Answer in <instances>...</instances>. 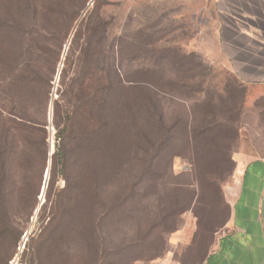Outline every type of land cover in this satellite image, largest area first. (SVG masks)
<instances>
[{
	"label": "rangeland",
	"instance_id": "1",
	"mask_svg": "<svg viewBox=\"0 0 264 264\" xmlns=\"http://www.w3.org/2000/svg\"><path fill=\"white\" fill-rule=\"evenodd\" d=\"M221 1L0 0V264L204 262L231 221L238 166L264 157V87L232 74ZM103 55L110 70L91 75L117 86L90 131L80 102ZM84 174L99 178L96 234L57 215Z\"/></svg>",
	"mask_w": 264,
	"mask_h": 264
},
{
	"label": "crops",
	"instance_id": "2",
	"mask_svg": "<svg viewBox=\"0 0 264 264\" xmlns=\"http://www.w3.org/2000/svg\"><path fill=\"white\" fill-rule=\"evenodd\" d=\"M219 42L232 74L264 87V0H222ZM239 183L227 230L202 264H264V157L238 166Z\"/></svg>",
	"mask_w": 264,
	"mask_h": 264
},
{
	"label": "trees",
	"instance_id": "3",
	"mask_svg": "<svg viewBox=\"0 0 264 264\" xmlns=\"http://www.w3.org/2000/svg\"><path fill=\"white\" fill-rule=\"evenodd\" d=\"M109 59L110 58H107L103 55V58L101 60H99V65L98 64H96V65L95 64H88V66H87L88 72H86V73L88 74L89 72H91L88 74V81H90V84L87 87L88 89L86 90L85 98L82 97V101L80 102V104H84V117L87 118L88 125L90 127L89 128L90 131L100 129L101 126H103V120H102V117L100 116V113L98 112V110H99L98 108L99 107L101 108L102 104H104L107 101L108 95L105 93V91L109 90V93H111L114 91V86H117V83H115V82L108 84L106 81V83H105V79H102V77H98L99 75L96 77L91 75L92 73L94 74L96 72H100L101 76L103 75V77L105 75H107L108 70H110L109 67H111L110 61L108 62ZM95 75H97V74H95ZM96 79H97L98 83L95 82ZM110 87H112V91L110 90ZM160 90H161V87H160ZM169 92L171 95H174V96H177V95L182 96L181 88H175V89L170 90ZM105 95H106V98H105ZM75 97H77V94L75 95ZM151 104H152V108H153V111L151 113V119L153 120L155 125L157 124L161 129H164V119H163V115L160 113L161 110L156 105V102L153 101L152 99H151ZM56 117H57V111H56ZM22 127H24L23 129H25V131L27 133L30 132L31 135H35L36 131H38V125L36 123H34L33 121H30L28 123L23 124ZM173 130L174 129L171 128L169 130H166V132L167 131L173 132ZM45 134H46V131H45ZM57 136L60 140L62 138H65L61 131H58ZM163 139H164L163 141H159L158 139H154L159 143L158 147L154 151L158 150L159 148L165 149L164 144L169 143L170 137H165ZM32 150L34 151V148H32ZM58 152H60V153L62 152L61 146H59ZM57 153L55 152L52 156L54 157ZM155 155H156V153L155 154L153 153L151 158H153ZM30 156H31L30 160L26 159L24 161V163L27 164L26 165L28 167L27 170H29V167H30L29 164H31L33 159H34V157L32 155H30ZM64 158H65V156H63V159ZM49 173H51V172L48 171V174ZM80 181H83L82 182L83 189L81 192L82 196H80V198H79V196L75 195V197L72 199H71L72 196H70L68 198V201L70 199H71V201L68 202V208H66V205H65L64 210L61 211L62 207H60L59 208L60 212L58 211L57 215L61 214L60 216H62L64 214H67L68 217H71L70 221H73L82 215V216H84V219L88 218V220L90 222L89 228L91 227V232L96 234L97 233L96 229H98V227H96V225H97L96 218L98 215H100V213H98V211L96 209L97 208V202H100L99 193H98V189L100 188L99 187V178L97 176H86L84 174ZM69 189H70V186H68V191H69ZM82 202H84V209H82V207L80 206ZM73 218H75V219H73ZM69 228H66L63 231L62 234L64 235V238H66L68 235L71 234V231L69 230ZM71 229L75 233V235L76 234L82 235L84 233V224H82V225L73 224ZM135 257L137 259L140 256L135 255Z\"/></svg>",
	"mask_w": 264,
	"mask_h": 264
}]
</instances>
